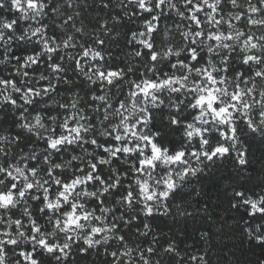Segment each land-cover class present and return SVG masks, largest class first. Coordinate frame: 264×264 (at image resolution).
I'll list each match as a JSON object with an SVG mask.
<instances>
[{"label":"clouds","instance_id":"clouds-1","mask_svg":"<svg viewBox=\"0 0 264 264\" xmlns=\"http://www.w3.org/2000/svg\"><path fill=\"white\" fill-rule=\"evenodd\" d=\"M0 264H264V0H0Z\"/></svg>","mask_w":264,"mask_h":264}]
</instances>
